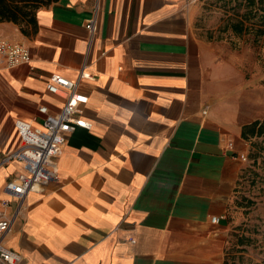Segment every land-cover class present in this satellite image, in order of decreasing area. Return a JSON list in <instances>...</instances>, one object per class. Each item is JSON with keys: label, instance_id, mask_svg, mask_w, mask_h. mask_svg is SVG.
<instances>
[{"label": "crops", "instance_id": "1", "mask_svg": "<svg viewBox=\"0 0 264 264\" xmlns=\"http://www.w3.org/2000/svg\"><path fill=\"white\" fill-rule=\"evenodd\" d=\"M196 1L59 0L37 10L28 36L0 23V38L29 53L0 67V161L21 144L16 119L39 127V106H63L45 89L54 74L78 80L77 115L91 123L69 135L58 180L25 197L5 234L19 264L225 263L244 207L234 155L247 157L242 129L264 118V44L202 38ZM20 172L0 165L7 214L17 203L3 187Z\"/></svg>", "mask_w": 264, "mask_h": 264}, {"label": "built area", "instance_id": "2", "mask_svg": "<svg viewBox=\"0 0 264 264\" xmlns=\"http://www.w3.org/2000/svg\"><path fill=\"white\" fill-rule=\"evenodd\" d=\"M86 28L94 30V19ZM28 50L19 43L0 38V67L12 68L21 64H28ZM91 75L83 70L79 72V79H90ZM48 93L64 99L63 106L57 113H50L44 105L37 109L41 117L39 127L32 123L16 119L14 128L20 139V146L4 155L0 165L18 162L22 165V172L4 184L6 191L16 201L11 214L10 200L0 201V264H19V253L7 248L4 236L10 230L13 220L20 214L25 197L31 192H40L51 181L58 180L56 160L61 155L68 137L77 128L90 129L91 123L77 115V108L86 101V97L78 91V80H70L64 76L54 74L46 82ZM246 163L244 155H234ZM220 217H211L213 224L220 222Z\"/></svg>", "mask_w": 264, "mask_h": 264}, {"label": "rangeland", "instance_id": "3", "mask_svg": "<svg viewBox=\"0 0 264 264\" xmlns=\"http://www.w3.org/2000/svg\"><path fill=\"white\" fill-rule=\"evenodd\" d=\"M196 2L199 7L195 27L199 36L209 41H225L235 48L242 41L244 34L235 35L226 27L229 17H234V12L229 9L230 5H226V0ZM43 7L45 6L40 8ZM244 11L243 7L236 10L239 15ZM236 19H240L239 16ZM247 35H249L248 39H254L252 34H245ZM259 42L263 43L262 40ZM261 57L264 68V53H261ZM245 165L242 190H240L244 207L241 216L237 217V222L241 224L231 231L236 237H233L228 244L226 264H264V150L258 152L257 149L252 148L247 155Z\"/></svg>", "mask_w": 264, "mask_h": 264}, {"label": "trees", "instance_id": "4", "mask_svg": "<svg viewBox=\"0 0 264 264\" xmlns=\"http://www.w3.org/2000/svg\"><path fill=\"white\" fill-rule=\"evenodd\" d=\"M57 1L59 0H0V23L12 22L22 34L28 36L36 30L37 10ZM226 5H230L229 9L234 12V17H229L226 27L235 35L252 34L255 42L262 40L264 44V0H226ZM239 7L245 9L240 15L236 12ZM242 138L258 152L263 151L264 139L254 141V138H264V118L244 126Z\"/></svg>", "mask_w": 264, "mask_h": 264}]
</instances>
